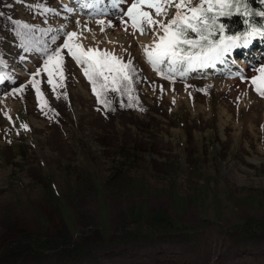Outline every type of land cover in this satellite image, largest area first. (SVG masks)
Returning <instances> with one entry per match:
<instances>
[{
	"label": "rangeland",
	"instance_id": "obj_1",
	"mask_svg": "<svg viewBox=\"0 0 264 264\" xmlns=\"http://www.w3.org/2000/svg\"><path fill=\"white\" fill-rule=\"evenodd\" d=\"M133 2L0 0V264H264V36L232 49L245 70L226 53L181 75L148 60L163 32L134 28ZM159 2L140 10L167 24L177 0ZM67 32L130 83L62 49L47 85Z\"/></svg>",
	"mask_w": 264,
	"mask_h": 264
},
{
	"label": "snow or ice",
	"instance_id": "obj_2",
	"mask_svg": "<svg viewBox=\"0 0 264 264\" xmlns=\"http://www.w3.org/2000/svg\"><path fill=\"white\" fill-rule=\"evenodd\" d=\"M170 0H164V3H169ZM122 3V0H111V6L116 8ZM147 5L148 8L155 10L156 14L164 11L163 4L159 0H139L134 2L127 11L122 13L131 19L134 28H140L141 22L146 23L149 27L158 25L163 34L158 37V42L152 51L147 52L148 60L153 67L161 64L173 66L187 65L180 74L191 67H205L210 61L221 60L226 53L232 49L239 47H247L252 43V37L264 36V12H254L249 9L248 0H199V3H194V0H177L174 7L177 10L174 18L167 24L162 21H156L152 18L148 11H141L142 5ZM207 4V7L204 5ZM243 5V12H241ZM240 12L243 17L244 25H247L245 31L238 32L234 35H225L226 25L218 23V18L229 17L233 15L232 9ZM48 9H46L47 11ZM249 15L259 16L260 21H254L253 26L246 18ZM98 23H102L98 21ZM27 27V25H25ZM143 31V28H140ZM50 31V30H49ZM195 34L196 38H192ZM218 39L212 37L217 35ZM76 32H67L64 42L59 47H55L47 59L44 61V71L49 76V83H52V69H59L63 57L61 56L62 49H67L68 55L76 60L78 64H84V75L88 77L93 84L98 78H102L105 82L112 77V91H119L121 82H128L129 74L124 69H130V64H125L122 67H116L114 61H110L108 57L110 53H104L102 56H97L92 49L87 52L81 50L78 43H74ZM53 43L56 42V37H52ZM264 74V68L260 69ZM39 74V70L37 75ZM4 79L0 77V80ZM35 86L37 82L31 81ZM253 84H256V79L253 78ZM107 85H102L106 87ZM256 91L264 96V88L259 84L256 86ZM37 92L39 89L37 88Z\"/></svg>",
	"mask_w": 264,
	"mask_h": 264
},
{
	"label": "trees",
	"instance_id": "obj_3",
	"mask_svg": "<svg viewBox=\"0 0 264 264\" xmlns=\"http://www.w3.org/2000/svg\"><path fill=\"white\" fill-rule=\"evenodd\" d=\"M248 2H249V9H250V11H254V12H262L263 11V9H262V5H261V0H248ZM197 3H199V2H197ZM205 7H207V4H205L204 5ZM232 12H233V15L232 16H229V17H220V18H218V23H224L225 25H226V28H225V35H234V34H236V33H238V32H243V31H245L246 30V28L248 27L247 25H244V23H243V19L245 18V17H243L242 15H241V13L240 12H236V10H235V8H233L232 9ZM241 12H243V5H241ZM175 15V14H174ZM42 18H44V17H41V19ZM174 18V16L171 18V19H173ZM248 20H249V22H250V24H252L253 26H256L255 24H253V22L254 21H260L262 18L261 17H259V16H252V15H249L248 17H246ZM170 19V20H171ZM31 21H29V22H24V23H30ZM46 23V22H45ZM33 25H35V26H40V27H46L47 26V24H41V23H39L38 21L37 22H35ZM39 33H40V35H41V37L44 39V40H46L45 39V35H44V33H45V30L43 29V28H39ZM9 35V34H8ZM192 38H196L195 37V34H193V36H192ZM213 39H218L219 38V36H218V34L217 35H215V36H213L212 37ZM8 40V39H7ZM7 40H2V41H0V58H2L1 60H0V64L3 66V67H5V63L4 62H6V59L7 58H4V55H6L7 53L5 52V49H7L6 47H5V45H6V42H7ZM47 41V40H46ZM55 44V43H54ZM9 55H11L10 56V60H17L18 58L20 59V58H22V57H24V56H28V55H26L25 54V52L23 51V50H20L19 48H17V50H15V53H9ZM43 55V54H42ZM64 57V56H63ZM66 60V59H65ZM163 65V67L164 66H171V65H168V64H162ZM62 66H64L65 68H66V71H68V67H67V65H66V62H63V65ZM171 67H173V66H171ZM186 68V65H180V66H176V69L178 70V71H183L184 69ZM60 70V69H59ZM10 75L11 74H9V75H7L8 77H10ZM58 77H60L61 78V76H60V71H57V74H56ZM70 79V78H69ZM49 79H45V82H46V84L48 85L49 84ZM55 85V84H54ZM56 86V85H55ZM29 91V89H26V92H28Z\"/></svg>",
	"mask_w": 264,
	"mask_h": 264
},
{
	"label": "bare ground",
	"instance_id": "obj_4",
	"mask_svg": "<svg viewBox=\"0 0 264 264\" xmlns=\"http://www.w3.org/2000/svg\"><path fill=\"white\" fill-rule=\"evenodd\" d=\"M67 1H70V0H67ZM94 5V3H92V2H88L87 3V6L86 7H84V9L83 10H85V9H87L88 8V6L89 7H91V6H93ZM92 8V7H91ZM95 9V8H94ZM25 20H26V22H29L30 20H28L27 18H25ZM6 44H9V46H12L13 44H12V42H10L9 40H7V42H6ZM229 55L231 56L230 57V59H231V61L233 62V65H235V66H239L241 69H245L246 68V64H245V62H244V60H242V59H234V58H232V56H233V54H232V52L230 51V53H229ZM199 69H213V66H212V61H210L205 67H191V70H199ZM2 82V80H0V83Z\"/></svg>",
	"mask_w": 264,
	"mask_h": 264
}]
</instances>
